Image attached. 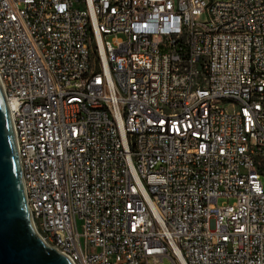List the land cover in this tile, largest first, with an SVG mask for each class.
Listing matches in <instances>:
<instances>
[{
	"label": "built area",
	"instance_id": "1",
	"mask_svg": "<svg viewBox=\"0 0 264 264\" xmlns=\"http://www.w3.org/2000/svg\"><path fill=\"white\" fill-rule=\"evenodd\" d=\"M0 80L74 264H264V0H0Z\"/></svg>",
	"mask_w": 264,
	"mask_h": 264
},
{
	"label": "water",
	"instance_id": "2",
	"mask_svg": "<svg viewBox=\"0 0 264 264\" xmlns=\"http://www.w3.org/2000/svg\"><path fill=\"white\" fill-rule=\"evenodd\" d=\"M0 264H74L33 220L9 103L0 80Z\"/></svg>",
	"mask_w": 264,
	"mask_h": 264
},
{
	"label": "rangeland",
	"instance_id": "3",
	"mask_svg": "<svg viewBox=\"0 0 264 264\" xmlns=\"http://www.w3.org/2000/svg\"><path fill=\"white\" fill-rule=\"evenodd\" d=\"M111 38H108V40H110ZM263 183H264V178H263ZM234 202V200L233 199H230V200H226V199H220L219 201H218V204L219 205H222L223 203H229V204H232ZM160 264H172L171 263V261L170 260H168V259H165L162 263H160Z\"/></svg>",
	"mask_w": 264,
	"mask_h": 264
}]
</instances>
